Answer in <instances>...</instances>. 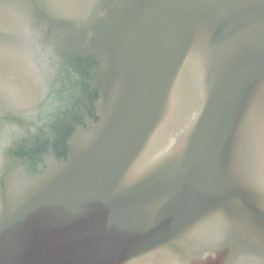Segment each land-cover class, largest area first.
I'll return each mask as SVG.
<instances>
[{"label":"water","instance_id":"1","mask_svg":"<svg viewBox=\"0 0 264 264\" xmlns=\"http://www.w3.org/2000/svg\"><path fill=\"white\" fill-rule=\"evenodd\" d=\"M0 264H264V0H0Z\"/></svg>","mask_w":264,"mask_h":264}]
</instances>
